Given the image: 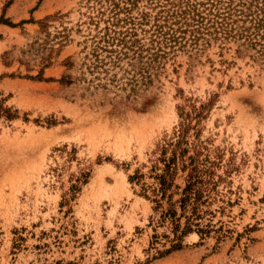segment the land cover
<instances>
[{
    "label": "rangeland",
    "instance_id": "374dc122",
    "mask_svg": "<svg viewBox=\"0 0 264 264\" xmlns=\"http://www.w3.org/2000/svg\"><path fill=\"white\" fill-rule=\"evenodd\" d=\"M2 18L0 264H264V0H0ZM180 138L210 180L205 232L153 201Z\"/></svg>",
    "mask_w": 264,
    "mask_h": 264
},
{
    "label": "trees",
    "instance_id": "16d2710c",
    "mask_svg": "<svg viewBox=\"0 0 264 264\" xmlns=\"http://www.w3.org/2000/svg\"><path fill=\"white\" fill-rule=\"evenodd\" d=\"M0 21L10 24L4 18ZM209 104L200 105L197 109V115H202V112ZM0 116H4L7 119L16 117L9 107L4 106L2 101H0ZM189 126L188 124L182 127L181 135L187 133ZM184 139L180 138L176 143L168 141L161 146V154L157 160L163 163V168L161 172H157L153 176L158 185L157 188H153V192L156 196H159V199H154L153 201L158 206H162L161 201L164 200L166 202L164 216L172 221L176 230L181 226V217L184 218L181 234L192 231V225L198 227V231L205 232L206 228L201 226L202 213H200L198 204L205 201L203 199L204 192L209 190L206 184L210 183V180L203 178L206 172L203 168H199L200 162L197 155H187V149L181 146L184 143ZM168 151H170V155H167ZM178 171L184 173L183 180L185 182L180 192H178L180 186L174 183ZM135 177H142V174L137 172L131 178ZM176 195L179 196L174 198Z\"/></svg>",
    "mask_w": 264,
    "mask_h": 264
}]
</instances>
